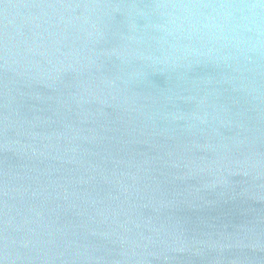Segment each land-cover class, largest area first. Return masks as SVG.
I'll return each mask as SVG.
<instances>
[{
	"label": "water",
	"instance_id": "water-1",
	"mask_svg": "<svg viewBox=\"0 0 264 264\" xmlns=\"http://www.w3.org/2000/svg\"><path fill=\"white\" fill-rule=\"evenodd\" d=\"M219 2L0 0V264H264V55L156 7Z\"/></svg>",
	"mask_w": 264,
	"mask_h": 264
},
{
	"label": "clouds",
	"instance_id": "clouds-1",
	"mask_svg": "<svg viewBox=\"0 0 264 264\" xmlns=\"http://www.w3.org/2000/svg\"><path fill=\"white\" fill-rule=\"evenodd\" d=\"M166 27L207 37L240 54L264 55V0H221L215 4H160ZM195 51V49H194Z\"/></svg>",
	"mask_w": 264,
	"mask_h": 264
}]
</instances>
